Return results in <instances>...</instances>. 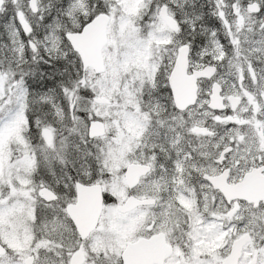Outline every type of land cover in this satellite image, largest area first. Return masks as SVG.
I'll list each match as a JSON object with an SVG mask.
<instances>
[{
    "label": "snow or ice",
    "instance_id": "snow-or-ice-1",
    "mask_svg": "<svg viewBox=\"0 0 264 264\" xmlns=\"http://www.w3.org/2000/svg\"><path fill=\"white\" fill-rule=\"evenodd\" d=\"M0 20V264H264V0Z\"/></svg>",
    "mask_w": 264,
    "mask_h": 264
},
{
    "label": "rangeland",
    "instance_id": "rangeland-1",
    "mask_svg": "<svg viewBox=\"0 0 264 264\" xmlns=\"http://www.w3.org/2000/svg\"><path fill=\"white\" fill-rule=\"evenodd\" d=\"M3 23V21L2 20H0V24H2ZM2 32H3V29L2 28H0V35H2Z\"/></svg>",
    "mask_w": 264,
    "mask_h": 264
}]
</instances>
